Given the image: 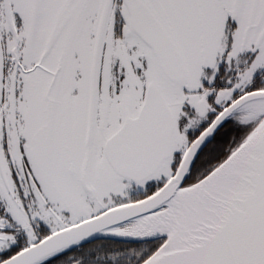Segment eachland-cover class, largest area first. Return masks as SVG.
I'll return each instance as SVG.
<instances>
[{
  "label": "snow or ice",
  "instance_id": "1",
  "mask_svg": "<svg viewBox=\"0 0 264 264\" xmlns=\"http://www.w3.org/2000/svg\"><path fill=\"white\" fill-rule=\"evenodd\" d=\"M0 264H264V0H0Z\"/></svg>",
  "mask_w": 264,
  "mask_h": 264
}]
</instances>
